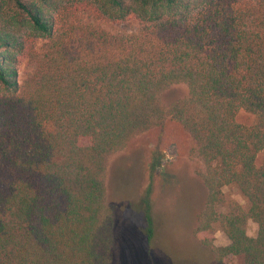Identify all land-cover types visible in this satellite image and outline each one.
<instances>
[{
	"label": "trees",
	"instance_id": "obj_1",
	"mask_svg": "<svg viewBox=\"0 0 264 264\" xmlns=\"http://www.w3.org/2000/svg\"><path fill=\"white\" fill-rule=\"evenodd\" d=\"M175 84L189 95L163 108ZM166 117L205 168L196 239L264 264V0H0V264H108L106 160Z\"/></svg>",
	"mask_w": 264,
	"mask_h": 264
},
{
	"label": "rangeland",
	"instance_id": "obj_2",
	"mask_svg": "<svg viewBox=\"0 0 264 264\" xmlns=\"http://www.w3.org/2000/svg\"><path fill=\"white\" fill-rule=\"evenodd\" d=\"M102 26L111 31L118 28L110 23ZM135 27L136 23L130 20L119 28ZM27 71L22 61L18 67L19 83ZM188 95L185 84H175L160 92L157 99L159 105L166 108ZM236 121L249 125L252 117L239 112ZM262 157L263 153L258 154V165ZM204 170L192 138L168 117L134 135L122 149L110 154L104 176L109 217L108 264H241L238 258L219 263L212 250L201 245L194 235L206 198ZM148 188L155 217V233L150 241L145 236L141 208ZM225 194L246 206L239 194L231 190ZM246 232L249 237H255L257 225L249 220ZM227 243L223 232L216 229L214 246Z\"/></svg>",
	"mask_w": 264,
	"mask_h": 264
}]
</instances>
